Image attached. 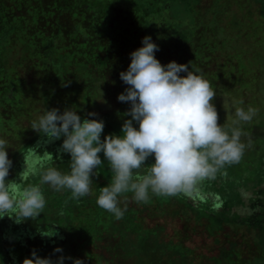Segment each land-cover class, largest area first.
I'll use <instances>...</instances> for the list:
<instances>
[{
  "label": "trees",
  "instance_id": "16d2710c",
  "mask_svg": "<svg viewBox=\"0 0 264 264\" xmlns=\"http://www.w3.org/2000/svg\"><path fill=\"white\" fill-rule=\"evenodd\" d=\"M250 1L257 4L264 21V0ZM197 2L0 0V137L8 141L6 151L12 161L6 179L19 180L28 147L37 144L40 153H52L54 167L62 172L69 170L70 156L60 149L63 137L49 140L27 121L39 100L43 111L71 107L82 118L90 111L97 113L96 118L104 122L101 139L106 133H119L123 120L130 118L124 115L130 104L118 101L113 107L100 109L99 95L104 90L108 99L109 94L117 97L124 91L127 85L119 72L128 66L129 50L139 47L146 34L159 46L154 54L161 64L170 60L190 62L214 88L222 73L220 69L229 66L233 56L224 59L217 52L216 44H224L217 37L221 28L214 22V12L222 10L220 5H214L210 18H194ZM25 51L33 54L36 72L49 83L37 99L35 94L30 97L20 72L22 63L14 58ZM233 58L237 64L234 77L239 83H249L252 69L243 65L240 57ZM215 107L217 122L225 123L221 107ZM259 123L242 124L252 147L245 150L239 163L225 166L222 172L226 174L218 173L215 179L204 181L191 196H158L149 192L147 202H138L131 192L122 194L120 206L125 210L119 219L96 203L100 187L110 183L112 177L108 162L99 153L102 163L92 177L89 194L74 201L68 189L54 191L42 185L46 205L37 218L19 223L7 215L0 218V264H21L32 250L41 257L55 259L61 254L80 258L90 249L97 250L89 254L94 257L91 264H264V129ZM152 159L150 156L144 163H151ZM146 169L147 165L139 171L143 174ZM39 179V175L29 176L23 183H38ZM152 199L161 220L149 223L143 213ZM181 210L191 213V232L196 231L197 224L213 239L226 224L252 230L258 246L255 253L245 255L236 241L229 240L216 254L197 256L195 263L194 248L185 243L190 231L177 228L169 235L164 230L166 220L180 216ZM51 223H55L52 226L57 235L42 236L40 231ZM57 246L62 253L53 252ZM64 264L72 261L65 259Z\"/></svg>",
  "mask_w": 264,
  "mask_h": 264
},
{
  "label": "clouds",
  "instance_id": "9594fccd",
  "mask_svg": "<svg viewBox=\"0 0 264 264\" xmlns=\"http://www.w3.org/2000/svg\"><path fill=\"white\" fill-rule=\"evenodd\" d=\"M158 50L151 36L144 35L141 45L129 53L126 70L119 72L127 87L117 99L130 104L124 113L130 118L123 120L118 134L106 133L101 139L104 122L96 118L97 113L90 111L82 118L71 107L44 109L31 121V128L47 139L63 137L60 149L70 156L68 171L54 167L52 153H40L37 144L28 147L19 180L6 179L12 161L6 151L8 141L0 137V218L7 215L17 223L37 218L46 205L42 185L54 191L68 189L74 201L89 194L92 177L102 163L99 153L112 177L100 187L96 203L117 219L125 210L120 206L122 194L131 192L138 202H147L149 192L191 196L204 181L226 174L222 172L226 165L240 162L252 144L242 124L251 121L258 109L237 106L229 123H218L212 102L216 90L202 71L190 62L161 64L154 54ZM150 156L151 163L145 164ZM145 165L146 172L141 174ZM35 175L40 177L38 183H23ZM53 224L40 234L57 235ZM53 252L62 253V249L57 246ZM65 259L84 264L81 258L63 254L55 259L41 257L35 250L21 264H64Z\"/></svg>",
  "mask_w": 264,
  "mask_h": 264
},
{
  "label": "rangeland",
  "instance_id": "374dc122",
  "mask_svg": "<svg viewBox=\"0 0 264 264\" xmlns=\"http://www.w3.org/2000/svg\"><path fill=\"white\" fill-rule=\"evenodd\" d=\"M194 5V18L206 17L210 18L213 15L215 4H219L222 9L219 13L214 12L216 19L214 22L221 30L217 37L223 39L224 44L218 45V54L225 59L228 55L235 58H241L243 65L252 69L250 73L249 83L238 82L234 77V69L237 64L232 57V62L221 70L219 80L216 82L214 89L216 95L213 98L215 106L221 107V115L223 122L229 123L230 119L234 117V108L251 106L258 109L256 115L250 124H256L260 121L261 127L264 129V21L259 16L257 4L250 0H197ZM196 6V7H195ZM214 16V17H215ZM185 22H188L187 17H183ZM220 46V47H219ZM136 48V47H135ZM135 48H131L129 53ZM14 58L21 62V74L26 79L28 90L31 94H35L36 99L41 97V91L46 88L49 83L46 78L36 72L33 63L36 61L33 54L30 52H18ZM225 62V60H223ZM228 65V64H227ZM113 82L112 80H110ZM105 91L102 90L99 95L100 109L113 107L119 100L116 96L109 94L108 99L105 98ZM107 92V91H106ZM33 98V100H36ZM242 102V103H237ZM43 113V103L41 100L36 103L28 116L27 121L30 122ZM27 123V122H26ZM250 146L249 148H251ZM199 191V188L196 192ZM194 202L196 199H192ZM171 205V204H170ZM147 210L143 213L146 220L152 223L158 218L157 204L152 199L148 202ZM179 215H174L166 220L165 232L169 235L173 230L179 228L184 232H188L190 237L187 238L186 244L194 248L196 263L199 255H213L219 251L221 245H227L229 240L236 241L239 245V250L243 251L245 255L255 253L257 244L252 230L246 229L242 225L226 224L223 229L213 236H209L200 225H195L196 231L191 232L193 228L191 213L186 214L180 211ZM182 220V221H181ZM192 224V225H191ZM97 250L90 249L87 253L80 254V258L84 264H91L94 257L89 256ZM249 256V255H248Z\"/></svg>",
  "mask_w": 264,
  "mask_h": 264
}]
</instances>
